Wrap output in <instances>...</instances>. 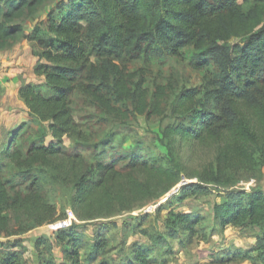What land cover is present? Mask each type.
I'll return each mask as SVG.
<instances>
[{
    "label": "trees",
    "instance_id": "trees-1",
    "mask_svg": "<svg viewBox=\"0 0 264 264\" xmlns=\"http://www.w3.org/2000/svg\"><path fill=\"white\" fill-rule=\"evenodd\" d=\"M43 2L0 0V51L25 40L37 58L34 74L42 79L20 87L29 120L9 135L0 161V238L12 239L0 242V264H28L20 237L69 219L58 183L70 189L69 207L79 224L56 231L64 259L59 264H152L136 243L110 247L107 237L117 230L113 217L154 196L150 179L131 176L145 165L132 160L121 169L122 160L111 164L103 155L81 154L88 134L79 115L88 104L117 117L146 115L149 101L166 90L158 86L149 98L141 89L143 70L129 65L181 59L203 79L182 94L193 104L188 114L197 118L189 136L235 129L236 102L264 79V0H66L49 10L46 24L26 34L24 22ZM209 190L195 183L186 192L204 196ZM217 197L214 220L222 228L264 226V195L219 191ZM164 224L171 236L181 231L193 237L197 217L170 212ZM85 226L94 232L89 244L77 232ZM256 240L254 251L264 256V236ZM35 250L39 264H57L47 237L36 240ZM109 250L117 253L110 257Z\"/></svg>",
    "mask_w": 264,
    "mask_h": 264
},
{
    "label": "rangeland",
    "instance_id": "rangeland-1",
    "mask_svg": "<svg viewBox=\"0 0 264 264\" xmlns=\"http://www.w3.org/2000/svg\"><path fill=\"white\" fill-rule=\"evenodd\" d=\"M62 1L66 0H44L36 15L24 22L25 32H30L38 23L46 24L49 10ZM129 67L143 70L141 89L148 91L149 98L158 86L166 90L162 98L149 101L146 115L117 117L92 104L84 106L79 115L88 134V142L79 152L87 157L103 155V161L111 164L122 160L121 169L129 167L132 160L144 164L145 167L140 166L131 176L142 183L150 179L155 192L138 206L111 219L117 230L107 235L109 246L115 247L122 241L128 246L136 243L135 249L145 250L152 264H264V256L254 251L256 237L264 236V226L222 228L214 220L213 212L219 191L264 195V79L248 96L236 102L239 121L235 129L219 134L204 131L190 137L196 130L197 118L188 114L193 104L182 94L200 86L202 75L181 59H167L162 63L136 60ZM3 96L2 91L0 118L20 113L28 117L24 103L22 107L11 102V106H5ZM180 128L186 131L183 135L178 131ZM96 143L100 144L93 148ZM65 144L69 152L74 151L69 141L65 140ZM5 145L6 142L0 145V161ZM174 166L179 173L173 172ZM195 183L207 184L210 192L204 196L190 195L186 189ZM57 194L69 219L36 228L20 237L28 264H39L35 242L43 236L53 245L54 261L64 262L55 233L79 224L72 218L69 207L70 189L58 183ZM170 212L194 214L197 217L195 235L191 237L180 231L171 236L164 224ZM144 231L147 235L142 234ZM77 232L87 244L94 237L90 226ZM154 234L160 238L151 240L149 235ZM7 240L0 238V242ZM2 252L0 248V255ZM115 253L116 250H109L108 256Z\"/></svg>",
    "mask_w": 264,
    "mask_h": 264
},
{
    "label": "crops",
    "instance_id": "crops-1",
    "mask_svg": "<svg viewBox=\"0 0 264 264\" xmlns=\"http://www.w3.org/2000/svg\"><path fill=\"white\" fill-rule=\"evenodd\" d=\"M28 33L30 32L26 34ZM36 63L37 58L33 56L32 49L25 40L15 44L9 50L0 51V85L4 95L2 99L3 105L11 106L9 104L11 102L12 105L16 103V106L22 107L23 102L18 97V91L22 83L36 84L42 81L41 78L36 77L34 74V66ZM28 120L29 117H26L24 113H20L17 116H10L9 118L8 116L0 118V145L7 142L8 135L21 123L27 122ZM10 130L12 132L7 135Z\"/></svg>",
    "mask_w": 264,
    "mask_h": 264
}]
</instances>
